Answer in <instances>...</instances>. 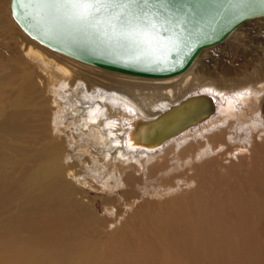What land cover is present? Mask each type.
<instances>
[{
  "label": "bare ground",
  "instance_id": "6f19581e",
  "mask_svg": "<svg viewBox=\"0 0 264 264\" xmlns=\"http://www.w3.org/2000/svg\"><path fill=\"white\" fill-rule=\"evenodd\" d=\"M7 3L0 0V27ZM262 19L222 42H240L239 28ZM21 29L23 53H0V264H264L261 80L196 81L208 48L178 75H127ZM199 98L212 110L188 128L155 146L130 139L131 128L151 124L141 120ZM62 123L71 128L67 148L52 134ZM89 186L113 197L101 199L108 215L100 219L116 215L107 235Z\"/></svg>",
  "mask_w": 264,
  "mask_h": 264
},
{
  "label": "water",
  "instance_id": "95a60500",
  "mask_svg": "<svg viewBox=\"0 0 264 264\" xmlns=\"http://www.w3.org/2000/svg\"><path fill=\"white\" fill-rule=\"evenodd\" d=\"M10 7L21 28L42 44L102 69L145 78L184 72L202 50L221 43L244 22L264 16V0H170L154 10L153 35L158 39L150 48L138 49L112 38L107 23L98 29L69 23L43 0H10ZM207 98L189 105L185 99L173 111L141 120L151 124L131 128L130 139L143 147L162 143L206 117L212 110Z\"/></svg>",
  "mask_w": 264,
  "mask_h": 264
},
{
  "label": "rangeland",
  "instance_id": "374dc122",
  "mask_svg": "<svg viewBox=\"0 0 264 264\" xmlns=\"http://www.w3.org/2000/svg\"><path fill=\"white\" fill-rule=\"evenodd\" d=\"M6 7L7 11L9 10V12L6 13L9 21L7 26L0 27V53L8 58L11 51L23 53V51L21 50L22 48L19 47V44L17 45V41L18 39H24L23 35L26 34L14 19L10 4L8 6L7 3ZM237 34L239 35V37H241L240 42L234 38H231L229 42H222L223 44L221 45H216L214 47L208 48V50H205V57L202 58V60L194 69V79L196 81H202L206 78L205 81L215 83L217 82L219 85H236L245 81H254L258 79L261 80L259 86L264 87V84H261L264 83V19L259 21L247 22V24H244L239 28ZM223 81H225V83ZM10 87L11 86H7V88ZM59 126L61 127H57V129H55V131L52 133L55 135V143H63L64 147L67 148L64 141L71 145V141L70 139H67L68 135L66 134L67 132L71 133V128L69 126L66 127V124L63 123ZM49 139L50 138H47L46 141H50ZM79 153H82V150H79L77 152V154ZM77 167L79 168V166ZM99 185L101 184L99 183ZM86 189V191L88 192V196L90 198H95V206L93 207V209L98 213L99 216V218H96V221L100 220L102 224L100 233L107 235V233L111 230L109 219L115 218L116 215H109L110 217H108L107 219L105 217H103L104 219H100V216L108 215L104 210V205L102 204L101 199L113 198L111 196V192L106 188H100V191L102 192L96 191L93 187L90 186ZM151 190H154V188H152ZM144 197L145 198H142L141 200L145 201L146 199H148V201L151 200L159 203L165 200L167 198V195L157 196L154 199L153 197H150V195H146ZM117 205H121L120 202H116L115 206ZM134 205H138L137 201ZM121 207H123V205H121ZM127 216H124L122 219H120V221H115V223L122 224ZM113 228L117 229L118 227L115 226Z\"/></svg>",
  "mask_w": 264,
  "mask_h": 264
},
{
  "label": "snow or ice",
  "instance_id": "6c2138e0",
  "mask_svg": "<svg viewBox=\"0 0 264 264\" xmlns=\"http://www.w3.org/2000/svg\"><path fill=\"white\" fill-rule=\"evenodd\" d=\"M170 0H43L67 22L99 28L107 23L112 38L138 49L150 48L158 36L154 10ZM105 37L108 33H103Z\"/></svg>",
  "mask_w": 264,
  "mask_h": 264
}]
</instances>
